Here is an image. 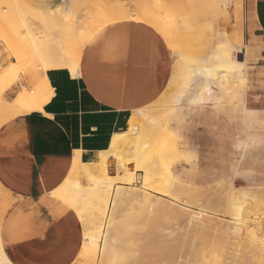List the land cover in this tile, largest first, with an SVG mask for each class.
I'll use <instances>...</instances> for the list:
<instances>
[{
	"label": "bare ground",
	"instance_id": "bare-ground-1",
	"mask_svg": "<svg viewBox=\"0 0 264 264\" xmlns=\"http://www.w3.org/2000/svg\"><path fill=\"white\" fill-rule=\"evenodd\" d=\"M8 1L10 2V0ZM113 1L114 0H111V2L115 4L114 8L112 7L113 4L110 3L109 0V7H107L108 4L106 5L107 2L103 1L105 4H100L103 7L106 5V9L104 7L105 11L97 12L93 10L91 12L89 11V14L87 15L86 13L88 12L86 11L87 9H85L84 14H86L87 17L84 15L81 16V19L83 18L82 21L84 20V17L86 19L83 22L77 24V26L73 29L74 32L71 33L72 35L70 37L68 35V38H65L62 36V34L67 36L66 32L69 30H65L66 32L63 31L65 29L64 27H62L64 29L61 30L62 28H60V25L56 24V22L59 21L61 17L64 18V15H67L70 11L75 12H70L69 14L76 15L78 12V9L76 10V8H79V5H83L85 7L87 4L86 0L85 5L84 1H80V3L82 2L83 4L79 5V2L77 3L75 1L78 7L74 4L76 8L74 5L72 7L70 6L71 8L74 7L72 10L68 7L70 5L69 2H72L71 0H60L59 5L52 11H37L38 14L35 13L34 15H39V20H37L34 15H29L33 14L34 11L28 9L25 6L27 10L33 12L29 13V11L23 9V13L26 14L24 15L26 20L28 19L27 17L29 15V20H31L30 17H35H33L34 20H31L30 22L35 21L39 24L41 23L40 25H36L37 23L35 22L30 23L31 27L28 28L29 33L32 28L33 30L30 34L27 32L29 34V40L31 38L30 41L33 45H30L33 47H31L32 51H34V54L36 52V54L38 53L40 55L41 63L40 67H37L38 65H34L35 67L31 68L30 70L29 77H35V84L27 89H25V86L22 85L16 98L12 102H7L5 99L2 102L1 114L3 117L0 121V127L16 116L30 114L33 112H43L45 106L54 96V90L47 78V72L52 69H62V67H64L63 69L68 70L73 78H78L80 61L87 41L104 26L127 20L137 21L152 27L162 37L170 52L174 56L175 60L172 66L168 86H179L181 89L178 90V92L170 99V104L167 107V110L170 111V114L173 116V121L180 119L184 109L190 108L192 105H194V103H191V101H196L198 99L196 90L201 84H203L205 85L206 91H216L214 95L215 97H218L219 94H229L230 92L238 93L239 101L243 106V125L245 130H251V127H253L252 125L254 124H263V120L260 117V113L263 111L250 109L247 107V96L254 86V82L249 79V71L252 67L250 64L251 53L249 52V48H245L243 44L237 46L231 44L227 29L221 28L218 20L212 22L210 24L211 26L205 24L207 27H210L209 29L204 27L205 25L202 26L203 24L200 25L199 23H191L178 19V17L174 16V14L168 10L167 5L163 0H144L147 6V10H145L143 7L144 11H142V8L140 7L139 9H141V11H137L138 9H136V11H132V9H130L131 7L129 8V5H127V7L131 10L128 11L125 7L120 5L122 2L119 4V1L116 0L117 3L116 1ZM127 1L124 0V2ZM171 3L172 2L169 1L168 5H171ZM234 3L235 0L214 1L215 9L219 13L221 11L220 17L224 20V22H226V18L230 13V9L233 7ZM10 4L11 3H9V7L14 13V7L12 8V5ZM72 4L73 3H71V5ZM90 4H92L93 8L96 4L95 0H91ZM131 4L134 5L130 1V5ZM110 6L113 9H111ZM80 10L84 11L83 9ZM100 10H103V8H100ZM78 14L77 16H71L72 18L76 17L75 19L78 20L77 17L82 15V13L79 11ZM13 16L14 15H12V17ZM70 18L71 17L69 15L68 20ZM81 19L79 18V22ZM61 20L62 19H60V21ZM66 20H64V22L68 21ZM27 22L29 23V21ZM46 24V27L50 28L48 30H50L51 34L48 33L49 31L47 28H45ZM26 25L27 24L25 23L24 25L23 22L24 29L27 27ZM34 26H37V29L39 26L40 29H38V31L40 30L41 32L35 31L36 28H34ZM42 26V29H44L43 31L41 30ZM56 27L58 28L57 32L59 34H56L57 32H55V34L52 33L56 31ZM206 29H209L207 30V32L210 33L209 35H212L214 38L220 39V41H222V44L225 47V52L221 56L216 54L213 48H210L209 52L203 54L205 49L204 39L208 35ZM37 32L41 36L43 33H45V36L48 34H50V36L48 35L49 37L46 36L45 38L43 35L44 37H42V39L44 40H42L40 36H37L38 34H35ZM38 54L36 56H38ZM59 57L63 59L62 63L58 61ZM15 58L18 63L10 67V70L12 71L19 67H24L22 58L19 55H17ZM220 58H223V60H220ZM40 81L44 82L45 87H47L48 92L45 94H42L39 90L38 83ZM145 110L146 109L140 110L129 118L128 125H126L128 126V129L126 131L116 133L112 137L110 145H107L109 146L108 149L97 153L84 152L82 151L84 149L76 151L74 153L75 157L73 161V167L68 178L66 179L64 185L53 193V195L60 200L69 202L80 216L82 225L84 227L83 235L85 241V246L80 256V260L83 258L92 259L95 264L96 262L99 264H104L111 252L109 240L111 237L112 228L115 224L113 216L115 211L119 207L121 208V206H129L134 208L142 207V210L144 211H146L144 208H153V210L154 208H162L163 210H167L172 214H184V210L182 211L180 208L181 206L177 208L173 202L164 203L161 198H153L151 194L145 191H139L134 187L135 176L137 172L145 173V189L149 188L155 192H159L160 189L159 185L154 183V177H157V175H163V178H167L171 186V189L168 192V198H170L172 201L177 202V200L180 199L177 197L178 187L180 186L182 189L185 187V185L184 187L181 185L178 186L179 183L176 182L177 172H174V170L176 171V167L171 166L169 161L165 160L167 157L162 156L159 158H144V152L146 150L144 136L146 137V135L151 132V129L154 131L156 130L157 132L163 129L162 126H164L165 129H168L166 124L159 125L158 121H156L154 118H149V112ZM46 111H48V109ZM103 117H101V119ZM102 120L101 123L103 122L104 125V121ZM97 121L98 119L96 122ZM108 122L110 121L108 120ZM89 125L92 124L89 123ZM101 128L103 129V126ZM105 128L109 129L106 126ZM249 132H247V134ZM84 133L86 134V132ZM246 137L247 138L245 139L244 143H241L244 147V153H246V150L248 151L249 149H262V146L264 145L263 138L254 136V134H248ZM108 140L109 138L107 141ZM168 147H171L175 152L178 151V146ZM244 155L242 156L243 158ZM162 168H165L166 170V172L164 171V174L161 173ZM235 173L236 174L233 173L235 176L229 179L227 186L220 185L218 187V190L220 191L218 199L220 201L221 209L217 215L226 219V222L223 223L213 219V221L216 222L214 229H217L213 231H217L222 236V238H225L230 243L229 248L226 247L228 249L224 247V244L227 246L228 243L227 245L226 243L220 244L217 248L218 250L215 258H218L221 260V262L225 258H233L234 261L232 262L228 260L229 264H264V183H261L255 188H238L242 182L237 179V171ZM0 189L5 191L1 184ZM180 194L181 193H179V195ZM183 200L185 201L186 199L184 198ZM187 203L184 204L187 205ZM187 206L190 207L191 205ZM131 210L134 209L132 208ZM187 211L188 210H186L185 213ZM182 217L183 216H180L181 219ZM207 223H205V225ZM196 224L197 223H194V225ZM200 224L202 223L200 222ZM200 224L197 225V227L201 226ZM147 226L145 225L143 228H141L142 232L140 231V233L143 234V230ZM202 227L204 226L202 225ZM202 227L200 228L202 229ZM128 228H132L131 225H128ZM149 228L146 229L149 231ZM172 231L174 230H171V232ZM118 232H120V230ZM165 233L168 234V232ZM126 234H132V230L127 231ZM202 236L204 235L202 234ZM202 241L203 243L200 248L203 252V255L201 252L200 254L202 257H199L200 260H197L198 262H196V264H210L211 259L207 254L204 253V251L212 246L209 244L212 241L210 242L206 240L208 243L204 240ZM198 242L199 241H196V244L200 245L201 243L198 244ZM10 258L5 250L0 236V264H14ZM225 263H227V261H225Z\"/></svg>",
	"mask_w": 264,
	"mask_h": 264
},
{
	"label": "rangeland",
	"instance_id": "rangeland-1",
	"mask_svg": "<svg viewBox=\"0 0 264 264\" xmlns=\"http://www.w3.org/2000/svg\"><path fill=\"white\" fill-rule=\"evenodd\" d=\"M71 1L72 2H69L70 5L68 6L71 10L74 9V7L71 8L74 4L77 7L79 4H83L82 2L80 3V1H84L85 5V0ZM75 1L77 3L79 2L78 5L75 3ZM103 1L107 2L106 5L108 4V0H95L96 4L92 8V4H90L91 0L90 2L89 0H86L87 4L85 5V7L81 5L84 8L79 5V8L83 9L84 11L76 8V6L74 5L76 10L78 9L77 14L80 11L82 15L78 16L77 20L75 19L76 17L72 18V16L75 14H69L70 12L74 13L75 11H70L67 14L68 16L64 15L65 17L67 16V20L70 15L71 18L68 21L65 17H61L60 19L62 20L60 21L59 19L56 24H59L60 28H65H62L61 30L64 29L63 31H69H65L67 36L62 33L60 34H62V36H64L65 38H68V35L70 37L72 35L71 33L74 32L73 29L77 26V24L83 22L86 19L84 17V20L82 21L83 18L81 19V16H86V14L88 15L89 11H105L104 7L106 5L104 7L100 5L104 3ZM117 1H119V4L120 2H122L120 5L125 7L128 11H131L130 9H132V11H136V9H138L137 11H141L139 7L142 8V11H144V9L147 10L146 2L144 0H128L129 2L127 0V2H124V0ZM130 1L134 5H130ZM163 1L167 5L168 10H170L174 14V16L178 17V19L185 20L186 22L199 23L200 25L203 24L202 26H204L205 24L210 25L212 22L218 20L220 27L227 29L231 44L235 46L243 44L245 48H249V52L251 53L250 64L252 66L249 71V79L254 82V86L247 96V107L264 112V71L260 67L264 65V58L262 57L259 48H252L248 43H243L241 0H235V3L232 7L234 9V12H230L228 14L226 22H224V20L220 17L221 11L219 13L215 9V0ZM169 1L172 2L171 5H168ZM109 2L112 3L111 0H109ZM9 3H11L10 5H12V8L14 7V13L9 7ZM35 3V0H10V2L8 0H0V96L3 97H0V121L3 117L1 114V105L4 101L5 92L10 88L16 86L19 87V85L21 86V84H23L24 80L27 78L25 73H28L30 75V70L31 68L35 67L34 65H38L37 67H40V55L37 53L38 56H36V52V55L34 54V51H32L33 45L30 41L31 38L29 40V34L31 33L33 28L31 29L30 33L28 31V28L31 27L30 23L35 22L30 21L34 20V14H38L37 11L40 10L37 8ZM71 3L73 4L71 5ZM114 5L115 4L112 5L113 8L115 7ZM127 5H129L128 7L131 8L129 9ZM25 6L28 9L34 11V13L27 10ZM107 7H109V4ZM112 7L111 9H113ZM100 8H103V10H100ZM23 9H26L27 11H29V13H33L29 14L31 16L34 15L33 17H30L31 20H29V15L27 17L28 19L26 20V17H24V15L26 14L23 13ZM85 9H87L86 11L88 12L86 14H84ZM77 14L75 16H77ZM12 15L14 16L12 17ZM38 16L39 15L35 16L37 20H39ZM79 18L81 19L80 22ZM64 20H66L67 22H64ZM27 21H29V23ZM23 22L24 25L25 23L27 24V27L25 26L27 30L26 28L24 29ZM35 23H37L36 25L41 24H39L38 22ZM206 25L204 27L210 29V27H207ZM46 26L47 24L45 25V28H47V30L50 29ZM34 28H36L35 31H38V29H40L39 26L38 29L37 26H34ZM42 28L43 26L41 27V30L43 31L44 29ZM104 29L100 30L96 35L101 33ZM209 29H206V32ZM55 30L56 31L52 33L55 34V32L58 31V28L56 27ZM48 31V33H50V30ZM38 32L41 31L39 30ZM38 32L35 34H38L37 36H40L42 39V37L45 36V33H41V36ZM50 34L48 35L50 36ZM56 34L59 33L57 32ZM207 34L208 35L204 39L205 49L203 51V54L209 52L210 48H213L216 54H218L219 56L224 54L225 47L222 44V41H220V39L214 38L212 35H209L210 33L208 32ZM166 47L169 50L167 45ZM17 55L22 58L24 67H19L16 70L12 71L10 70V67L18 63L15 58ZM174 60V56L171 53L170 73L166 88L159 99L145 110L149 112V118H154L156 121H158L159 125L166 124L168 129H165L164 126H162L163 129L158 132L151 129V132L146 135V137L144 136L146 149L144 152V158H159L165 156L167 157V159L165 160L169 161L171 166L176 167V171L174 170L175 173L177 172L176 182L179 183L178 186L181 185L184 187L185 185L184 189H182V187L180 186L177 189V197L180 198L178 200L181 201L179 203L178 200L176 202L168 198V192L171 189V186L167 178L165 179V177H162L163 175H157V177H154V183L159 185V192H155L149 188L145 189V173L142 172L136 173L134 187L139 191H145L151 194L153 198H161L164 203L173 202L177 206V208L181 206L180 208L182 211L184 210V214H172L167 210H163L162 208H154V210L153 208H144L146 210L144 211L142 210V207H119L115 211L113 216L115 224L112 228L111 237L109 240L111 252L108 258L105 260L104 264H196V262H198L197 260H200L203 255V252L200 248L203 243L202 240H207L210 242L212 241L211 243H209L212 246L210 248H207L208 250L206 249V252L204 251V253L207 254L211 259L210 264H229L228 260L232 262L234 261L233 258H225L222 262L218 258H215L219 245L222 243H226L227 245L228 243L227 246H225L224 244V247L229 248L230 243L225 238H222V236L217 231H213L217 230L214 229V225L216 223L215 221H221L223 223L226 222V219L217 215L221 209L220 201L218 199V195L220 194L218 187L220 185L227 186L229 179L235 176L234 174H236V171L237 179L242 182V186L239 185L238 188H255L258 187L261 183H264V145L262 146V149H249L248 151L246 150V153H244V147L242 146L243 144H241L242 142L244 143L248 134H254V136L264 139V113H260L263 124L252 125L253 127H251V130L249 129V132V130L247 131L244 129V112L243 106L239 101L238 93L230 92L229 94H219L218 97H215L214 95L216 91H206L205 85L201 84L196 90L198 99L196 101H191V103H194V105H192V107L190 108L184 109L180 119L177 121H173V116L170 114V111L167 110V107L170 104V99L178 92V90L181 89L179 86H175L177 88L168 86ZM220 60H223V58H220ZM58 61L62 63L63 59L59 57ZM63 68L64 67H62V69ZM31 80L32 81L29 83V86H25V89L35 84V77L31 78ZM38 84L39 90L42 94L48 92L44 82L40 81ZM127 129L128 126L124 131H126ZM247 132L249 133L247 134ZM168 146H178V151L175 152L171 147ZM243 155L244 158L242 157ZM164 171L166 172L165 168H162L161 173L164 174ZM179 193L181 194L179 195ZM184 198L186 199L185 201L183 200ZM13 203L14 200L12 199L10 194L6 190L4 191L0 189L1 237L4 218L12 208ZM65 203L73 209L79 219V222L82 225L80 216L77 211L71 206L69 202ZM184 203H187V205L191 206L189 207ZM132 208L134 210H131ZM186 210H188L187 212L189 214L187 212L185 213ZM180 216H183L182 219L180 218ZM213 219L215 221H213ZM200 222L202 224H200ZM194 223L197 224L194 225ZM205 223L207 224L205 225ZM199 224L201 226L197 227V225ZM128 225H131L132 228H128ZM145 225L148 226L145 227L144 230L149 233L143 230V234L146 233L145 235H143L142 233H140V231L142 232L141 228H143ZM202 225L204 227H202ZM200 227H202V229ZM146 228H149L150 230L148 231ZM119 230L120 232H118ZM129 230H132V234L127 235L126 233ZM171 230L174 231L171 232ZM195 230L197 234L195 233ZM165 232H168V234H166ZM195 234L197 237L195 236ZM202 234L204 236H202ZM199 235L202 237V239ZM196 241H199L198 244H201L197 245ZM84 242L85 241L83 235L82 248L74 264H95L92 259L83 258L80 260V256L85 246ZM198 246L200 249L198 248ZM225 261H227V263H225ZM96 264L99 263L96 262Z\"/></svg>",
	"mask_w": 264,
	"mask_h": 264
},
{
	"label": "crops",
	"instance_id": "crops-1",
	"mask_svg": "<svg viewBox=\"0 0 264 264\" xmlns=\"http://www.w3.org/2000/svg\"><path fill=\"white\" fill-rule=\"evenodd\" d=\"M35 2L41 11H52L60 0ZM241 4L243 43L259 48L264 58V0ZM100 30L83 49L78 78L66 69L47 72L54 96L43 112L16 116L0 127V184L14 200L1 239L14 264L75 263L83 227L53 193L68 178L76 151L108 149L129 118L153 105L166 88L171 52L152 27L127 20L96 35ZM25 74L28 87L32 80ZM23 84L8 89L4 99L12 102Z\"/></svg>",
	"mask_w": 264,
	"mask_h": 264
}]
</instances>
